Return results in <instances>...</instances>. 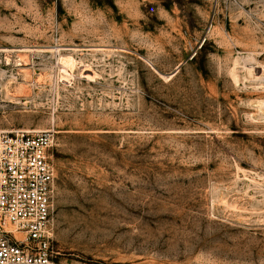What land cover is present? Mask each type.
<instances>
[{"label":"rangeland","instance_id":"374dc122","mask_svg":"<svg viewBox=\"0 0 264 264\" xmlns=\"http://www.w3.org/2000/svg\"><path fill=\"white\" fill-rule=\"evenodd\" d=\"M53 134L54 264H264V0H0V129Z\"/></svg>","mask_w":264,"mask_h":264},{"label":"built area","instance_id":"2783aa9c","mask_svg":"<svg viewBox=\"0 0 264 264\" xmlns=\"http://www.w3.org/2000/svg\"><path fill=\"white\" fill-rule=\"evenodd\" d=\"M53 134L0 129V264H54Z\"/></svg>","mask_w":264,"mask_h":264}]
</instances>
